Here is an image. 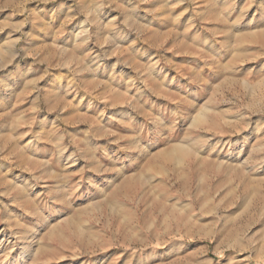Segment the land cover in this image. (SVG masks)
<instances>
[{"label": "rangeland", "instance_id": "obj_1", "mask_svg": "<svg viewBox=\"0 0 264 264\" xmlns=\"http://www.w3.org/2000/svg\"><path fill=\"white\" fill-rule=\"evenodd\" d=\"M0 264H264V0H0Z\"/></svg>", "mask_w": 264, "mask_h": 264}]
</instances>
